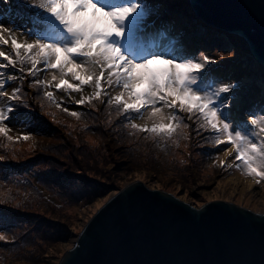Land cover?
<instances>
[{
  "label": "snow or ice",
  "instance_id": "1",
  "mask_svg": "<svg viewBox=\"0 0 264 264\" xmlns=\"http://www.w3.org/2000/svg\"><path fill=\"white\" fill-rule=\"evenodd\" d=\"M21 4L27 8L22 27L0 24V138L14 142L11 121L19 108L29 107L23 81L31 77L28 87L36 89L37 100L61 108L63 99L57 101L49 90L55 89L79 106L94 108L98 101L106 111L114 109L115 115L124 117L120 126L130 128L131 135L144 133L146 139L178 138L189 127L186 119H194L196 134L203 130L213 144L230 145L224 152L235 151L236 167L257 184L264 180V111L243 124L234 123L228 111L232 96L225 94H232L235 86L210 80L208 66L214 60L208 55L177 57L157 50L160 45H150L144 29L148 11L140 0H21ZM154 61L161 67H152ZM14 81L20 83L9 92ZM85 87L92 89L90 95L83 94ZM62 110L69 112L67 107ZM69 114L78 120L89 115L80 110ZM30 136L22 138L27 141Z\"/></svg>",
  "mask_w": 264,
  "mask_h": 264
},
{
  "label": "trees",
  "instance_id": "2",
  "mask_svg": "<svg viewBox=\"0 0 264 264\" xmlns=\"http://www.w3.org/2000/svg\"><path fill=\"white\" fill-rule=\"evenodd\" d=\"M0 4L8 14L26 21L27 8L21 0H0ZM157 4L147 16L156 15ZM31 79L23 81L29 107L19 108L11 121L9 135L14 142L0 138V235L6 237L0 241V264L52 263L47 251L60 249L70 236L78 235L79 225L71 228L79 220V209L92 202L101 205L125 182L139 177L154 185L157 180L159 188L174 195L181 187L180 192L198 199L199 204L204 189L234 173V166L220 162L217 145L201 137L210 134L193 131L194 119L185 117L189 127L178 138L167 142L146 139L144 133L131 135L130 128L120 126L124 117L115 115L114 109L106 111L98 101L94 108L79 106L55 89L49 90L55 92L57 101L63 99L61 108L37 100L36 89L28 87ZM19 83L8 86L9 92ZM91 91L85 87L83 94ZM63 107L89 115L78 120ZM29 133L30 138L23 140ZM37 161V166L29 167Z\"/></svg>",
  "mask_w": 264,
  "mask_h": 264
},
{
  "label": "water",
  "instance_id": "3",
  "mask_svg": "<svg viewBox=\"0 0 264 264\" xmlns=\"http://www.w3.org/2000/svg\"><path fill=\"white\" fill-rule=\"evenodd\" d=\"M207 25L239 32L264 65V0H189ZM58 264H264V214L193 204L136 180L83 225Z\"/></svg>",
  "mask_w": 264,
  "mask_h": 264
},
{
  "label": "rangeland",
  "instance_id": "4",
  "mask_svg": "<svg viewBox=\"0 0 264 264\" xmlns=\"http://www.w3.org/2000/svg\"><path fill=\"white\" fill-rule=\"evenodd\" d=\"M140 2L146 6L147 11L153 9L152 7H155L156 2H158L156 15L147 16L145 20L144 29L145 35L148 37L147 42L150 45H160L157 50L165 51L167 54L177 57H198L201 53L212 57L214 63L208 66L210 80L214 84H231L235 86L232 94H225L232 96L230 105L235 95L244 90V81L246 79L254 81L251 86L249 85L250 87L245 95L243 94L241 97V104L237 108L228 109L234 123L243 124L251 115L264 111V65L253 55L249 41L243 34L228 32L216 26L207 25L205 21L202 22L192 12L189 0H165L162 2L158 0H140ZM170 21L174 22L169 23ZM0 24L5 27L20 28L25 24V21L16 14H8L5 6L0 4ZM3 47L8 48L7 46ZM152 67L157 68L161 65L154 61ZM47 78L51 80V75H48ZM113 92L116 93L114 90ZM73 97L77 98L78 95L73 94ZM136 122L139 124L145 123L144 120H137ZM205 135L203 133L201 137L204 136L205 138ZM229 147L231 146L227 144L219 145L215 147V150L222 164H232L235 167L234 173L220 181L218 185L204 189L201 193V198L204 200L199 204L227 198L229 203H234L254 212H264V180L257 184L253 177L243 174L233 163L236 155L235 151L233 150L231 154L225 155L224 150ZM37 163L38 161L29 167L37 166ZM236 178L240 180L238 184L234 181ZM136 180L144 182L138 177L130 182H125L123 186ZM153 183L157 188L158 181L155 180ZM180 188L178 187L175 191L176 193L179 192L178 195H175L176 197L195 205L198 204V199H191V195L180 192ZM113 193H116V191L110 192L103 199L101 205L92 202L80 208L79 220L71 230H75L79 225V229L76 230L79 234L83 225ZM77 236H70L69 241L63 244L60 249L47 251L52 262L50 264H58L64 252L73 247Z\"/></svg>",
  "mask_w": 264,
  "mask_h": 264
},
{
  "label": "bare ground",
  "instance_id": "5",
  "mask_svg": "<svg viewBox=\"0 0 264 264\" xmlns=\"http://www.w3.org/2000/svg\"><path fill=\"white\" fill-rule=\"evenodd\" d=\"M244 90L240 91L238 93V95H235V97L233 98V102L231 103V105L229 106L230 108H237L241 103V97L243 96V94L245 95V92L249 89V87L251 86V84L254 83V81L252 82L251 80H245L244 81ZM250 85V86H249ZM246 87V89H245ZM234 181L238 184L240 182L239 178L234 179ZM261 214H264V212H260Z\"/></svg>",
  "mask_w": 264,
  "mask_h": 264
}]
</instances>
